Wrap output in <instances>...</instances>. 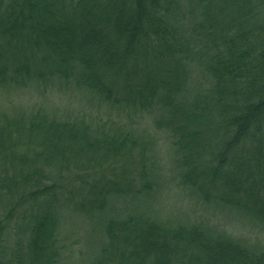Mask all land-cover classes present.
<instances>
[{"label":"trees","instance_id":"obj_1","mask_svg":"<svg viewBox=\"0 0 264 264\" xmlns=\"http://www.w3.org/2000/svg\"><path fill=\"white\" fill-rule=\"evenodd\" d=\"M28 83L153 109L179 182L264 223V0H0V86ZM108 125L0 120V264H57L62 208L97 214L89 264H264L204 222L105 210L152 189L147 143Z\"/></svg>","mask_w":264,"mask_h":264},{"label":"rangeland","instance_id":"obj_2","mask_svg":"<svg viewBox=\"0 0 264 264\" xmlns=\"http://www.w3.org/2000/svg\"><path fill=\"white\" fill-rule=\"evenodd\" d=\"M43 107L52 115H75L92 123L109 121L110 127L125 129L147 144L143 171L152 184L137 195L114 196L107 210L110 214L132 210L145 211L152 218L175 222H204L219 232L264 250V223L250 218L219 200L205 201L198 193L179 182L173 135L155 124L153 109L113 107L84 91L60 84L0 86V120ZM3 119V120H2ZM177 165V166H176ZM120 168L121 163H116ZM141 168V166H139ZM138 168V169H139ZM134 169V168H133ZM59 227L60 258L57 264H89L101 243L97 214L62 208ZM91 261V262H90Z\"/></svg>","mask_w":264,"mask_h":264}]
</instances>
